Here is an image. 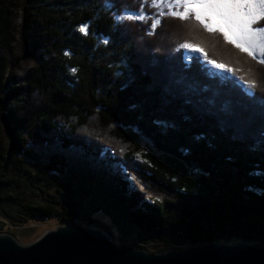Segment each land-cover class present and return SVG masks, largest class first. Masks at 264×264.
Segmentation results:
<instances>
[{"label":"trees","instance_id":"16d2710c","mask_svg":"<svg viewBox=\"0 0 264 264\" xmlns=\"http://www.w3.org/2000/svg\"><path fill=\"white\" fill-rule=\"evenodd\" d=\"M137 12L149 17L125 15ZM157 13L146 0H0V184L28 180L41 152L45 171L64 176L72 162L64 152L74 150L96 165L109 198L121 203L147 241L172 249L264 244V175H253L264 173V150H250L260 120L243 140L233 139L232 119L181 111L179 102L165 103L160 87L169 76L187 75L213 88L227 85L222 99L241 104V81L255 83L264 96V65L194 20L165 17L150 35ZM117 15L124 17L121 30ZM182 43L232 71L203 58L187 67L192 54ZM236 111L247 118L242 108ZM157 120L176 127L164 129ZM39 173L30 180L48 188L47 175ZM16 206L5 216L11 223L60 218L63 225L103 227L79 203Z\"/></svg>","mask_w":264,"mask_h":264},{"label":"snow or ice","instance_id":"6c2138e0","mask_svg":"<svg viewBox=\"0 0 264 264\" xmlns=\"http://www.w3.org/2000/svg\"><path fill=\"white\" fill-rule=\"evenodd\" d=\"M151 3L165 4L168 8L166 11L157 13V19L151 23L150 35L155 34L158 25L163 26L165 17L171 16L185 23L194 20L209 34L222 36L227 44L233 45L253 60H258L261 65H264V0H151ZM108 6L111 7V4ZM125 15L128 20L133 18L144 20V16L139 12L126 13ZM116 21L117 30H121L124 17L117 15ZM79 31L87 35V25H82ZM103 42L108 44L109 40L105 38ZM181 47L194 49L192 56L186 62V66L189 68L193 63L199 66L201 58H203L205 63H210L219 70L232 71L223 64L208 60L203 49L193 44L185 43ZM65 55H69V53L65 52ZM129 70L131 71V69ZM76 71V69H72L73 74ZM261 78L264 79V73H261ZM235 79L238 77L234 76ZM160 87L165 97V103L179 102L181 111L190 107L199 114L222 115L232 119L233 139L243 140L246 134H249L251 124L258 118L261 127L258 136H252L254 143L250 145V150H264V96L257 95L255 83L247 84L241 81L244 97V102L241 104H234L230 98L222 99L221 89L226 88L227 85L213 88L208 84H201L187 75L169 76L161 83ZM132 107L135 108L136 105ZM237 107L248 113L247 118L239 116L236 111ZM184 119L188 120L190 117L185 115ZM155 123L164 129L176 127L174 122L169 121L157 120ZM220 123L221 131H224L226 121L222 119ZM203 138L202 136L196 137L197 140ZM253 175L260 176L264 173L254 172ZM125 179L134 182V177L127 175L126 172Z\"/></svg>","mask_w":264,"mask_h":264},{"label":"rangeland","instance_id":"374dc122","mask_svg":"<svg viewBox=\"0 0 264 264\" xmlns=\"http://www.w3.org/2000/svg\"><path fill=\"white\" fill-rule=\"evenodd\" d=\"M146 1L151 3V0ZM152 6L159 12L166 11L168 8L165 4H152ZM141 14L144 19L149 17V15ZM183 44L185 43H182L181 46ZM181 48L185 50L186 55L194 52V49ZM185 60L187 61V59ZM41 155L45 159L47 153L41 152ZM64 155L72 161L71 167L64 176L55 175L51 177L50 173L45 171L46 161L43 159L38 163L29 165L30 174L26 175L28 180H20L16 186L10 183L6 186L0 184L1 234H10L21 244L28 245L38 240L47 231H52L63 225L60 218L32 220L28 224L11 223L5 216L15 213L18 203L26 204L28 201H37L47 205L50 203L56 205L59 203L64 205L79 203L81 205L80 211L83 214L99 221L104 227L100 225L97 228H92L104 232L117 246L145 250L150 254H160L173 250L171 246L147 241L146 237L141 236L137 227L128 221V212L121 203L113 196L110 195L111 198H109L107 195L111 193L107 188L108 180L101 181L98 169L90 159L74 150L64 152ZM40 171L43 175H47L48 188H41L34 180H30V175L33 177ZM78 194H83L84 197L82 198Z\"/></svg>","mask_w":264,"mask_h":264},{"label":"water","instance_id":"95a60500","mask_svg":"<svg viewBox=\"0 0 264 264\" xmlns=\"http://www.w3.org/2000/svg\"><path fill=\"white\" fill-rule=\"evenodd\" d=\"M0 264H264V244L212 242L150 254L119 247L102 231L65 224L28 245L0 234Z\"/></svg>","mask_w":264,"mask_h":264}]
</instances>
